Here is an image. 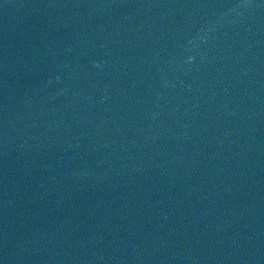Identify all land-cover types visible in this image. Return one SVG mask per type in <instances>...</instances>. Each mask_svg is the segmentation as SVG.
<instances>
[{
  "label": "water",
  "instance_id": "1",
  "mask_svg": "<svg viewBox=\"0 0 264 264\" xmlns=\"http://www.w3.org/2000/svg\"><path fill=\"white\" fill-rule=\"evenodd\" d=\"M0 264H264V0H0Z\"/></svg>",
  "mask_w": 264,
  "mask_h": 264
}]
</instances>
